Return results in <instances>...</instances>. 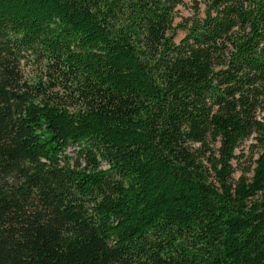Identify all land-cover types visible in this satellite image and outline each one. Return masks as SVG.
Instances as JSON below:
<instances>
[{
  "label": "trees",
  "instance_id": "trees-1",
  "mask_svg": "<svg viewBox=\"0 0 264 264\" xmlns=\"http://www.w3.org/2000/svg\"><path fill=\"white\" fill-rule=\"evenodd\" d=\"M182 4L0 0V264H264V0Z\"/></svg>",
  "mask_w": 264,
  "mask_h": 264
},
{
  "label": "rangeland",
  "instance_id": "rangeland-1",
  "mask_svg": "<svg viewBox=\"0 0 264 264\" xmlns=\"http://www.w3.org/2000/svg\"><path fill=\"white\" fill-rule=\"evenodd\" d=\"M193 4H194V0H183V4L177 7L175 23H179L184 18H191L196 16L192 9ZM199 6H200L199 16H201L203 15L204 5L201 3ZM183 35L184 32L177 31V36L175 37V41H178ZM250 142L251 140L248 139L247 141L244 142V145L247 146ZM72 150H73L72 148H69L67 152L70 155H72L73 154Z\"/></svg>",
  "mask_w": 264,
  "mask_h": 264
}]
</instances>
